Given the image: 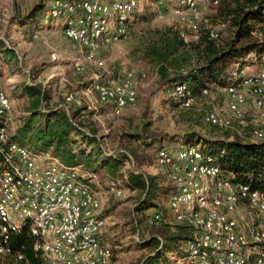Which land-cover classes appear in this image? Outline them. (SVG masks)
Masks as SVG:
<instances>
[{"label": "built area", "instance_id": "built-area-1", "mask_svg": "<svg viewBox=\"0 0 264 264\" xmlns=\"http://www.w3.org/2000/svg\"><path fill=\"white\" fill-rule=\"evenodd\" d=\"M203 1L51 0L42 24L62 23V34L79 46L84 60L101 68L100 54L126 39L135 16L145 11L158 19L174 15L186 44L199 41L203 33L218 40L220 33L202 14ZM212 4L218 7L219 0ZM75 68L84 71L81 62ZM244 73L243 68L235 69V82L224 88L227 116L213 112L206 121L234 130L237 120L238 125L250 130L253 140H260L264 137V70ZM94 83L95 102L110 106L115 116L137 105L133 74L122 81ZM209 90L204 89L201 95H208ZM196 96L187 85L177 86L173 93L185 110L194 106ZM81 104L77 94L70 93L61 107L70 114L72 105ZM11 109L9 95L0 91V152L5 160L0 171V258L12 254L10 234L28 227L36 238L35 250L48 264H112L113 250L102 240L107 220L101 194L94 188L99 185L97 174L86 172L82 166H67L50 154L9 143ZM246 112L252 115L250 122H246ZM156 162L172 182L170 206L177 220L194 228L187 244L192 263L264 264V186L254 189L222 180L221 167L203 152L200 144L161 149ZM126 188L121 181L110 180L107 193L122 197ZM244 206H249L257 217L250 234L240 232L238 219L231 215ZM161 219L162 215L155 213L150 224L158 226Z\"/></svg>", "mask_w": 264, "mask_h": 264}, {"label": "trees", "instance_id": "trees-1", "mask_svg": "<svg viewBox=\"0 0 264 264\" xmlns=\"http://www.w3.org/2000/svg\"><path fill=\"white\" fill-rule=\"evenodd\" d=\"M50 1L40 0L18 24L26 29L39 26L44 20ZM234 3L235 7L228 12L227 38L220 36L218 40H212L203 33L199 41L186 44L176 25L147 29L141 43V58L156 70L161 91L172 90L173 95L177 86L187 85L197 95L204 89H211L212 86L226 88L235 82L232 73L237 68H231L234 62L243 61L238 66L242 69L247 65L245 59L255 54L259 63H263L264 0H234ZM150 16L153 17L154 14L151 13ZM144 17L147 16H143V19ZM257 32L259 37L253 38ZM18 62L16 51L0 39V71L2 66L14 67ZM33 73L35 74L31 75L37 81V68H34ZM20 89L21 95L28 99L26 114L14 131L10 130L8 125L9 143H18L36 153L50 154L67 166L86 167L94 174L102 169L106 180L121 181L130 190L137 191L139 198L132 211L133 228L130 230L133 235H137L141 231L140 227L147 223L152 226L150 224L152 217H148V211L153 209L166 211L161 198L167 185L169 183L172 185L167 175V177L147 175L137 170H128L125 173L133 150L126 147L112 151L106 147L102 140L106 137L101 138L97 130L94 128L88 130L85 124L77 122V114L70 116L64 109L52 106L50 92L41 83L25 82L21 84ZM171 104L175 107L180 106L174 97ZM148 125L141 127L136 134L127 136L144 147L156 148L157 153L176 144L175 136L150 139ZM212 127L228 132L217 126ZM184 131V140L177 144H200L203 152L213 157L216 164L221 167L223 180L231 184H246L254 189L263 188L264 137L253 140L248 134L235 139L226 134L216 139L207 138L199 122L189 124ZM4 149L7 147L4 146ZM4 161V154L0 152V171ZM113 203L103 210L105 217L112 215L120 206ZM162 224L163 217L158 226L162 227ZM165 227L162 235L151 234L145 237L139 233L143 238L139 240L137 246L144 252L140 264L168 263L167 254L178 261L189 258L187 244L192 239L194 228L190 225ZM117 243L115 246H120L121 242ZM35 244L36 238L31 236L28 227L11 233L9 246L12 254L3 257L4 264H48L35 250ZM19 255H22L23 259L19 260Z\"/></svg>", "mask_w": 264, "mask_h": 264}, {"label": "rangeland", "instance_id": "rangeland-1", "mask_svg": "<svg viewBox=\"0 0 264 264\" xmlns=\"http://www.w3.org/2000/svg\"><path fill=\"white\" fill-rule=\"evenodd\" d=\"M39 2L40 0H0V39L16 51L19 60L17 66L4 65L0 71V91H5L12 102L9 114L10 130L14 131L26 114L28 99L21 95V84L37 82L50 92L51 105L59 109H64L61 106L64 105L68 94H77L82 104L80 106L72 105L69 115L77 114V122L85 124L88 130L94 128L101 138L106 137L102 139L103 143L112 151L126 147L134 151L131 161L126 165L125 173L128 170H137L147 175L168 176L166 170L156 162V148L144 147L127 136L136 134L141 127L148 124L147 130L150 139L175 136L177 141L172 145L174 149L183 144L177 143L184 140V129H187L189 124L192 125L196 122H199L204 129L203 133L205 136L207 135V138L216 139L229 134L232 138L237 139V137L241 138L249 134L248 128L238 125L237 120L234 121L235 129H230L228 132H222L217 128L213 129L207 123L206 117L210 113L216 112L227 116L224 88L214 86L209 90L208 95L197 94L194 106L188 111L171 104L173 101L172 90L161 91L159 89V77L156 70L141 58V43L148 28L175 25L176 17L174 15L168 14L164 18L158 19L154 16V18L151 17L152 12L149 11L137 14L127 38L100 54L99 59L103 61V67L99 68L88 64L84 60L79 46L62 34V23L57 22L53 25V30L57 33L46 28L42 23L39 26H32L30 29L23 28L18 24L19 20L28 15ZM212 2L213 0H204L201 3L202 14L222 38H227L229 36L228 12L235 7L234 0H219L218 7L213 6ZM143 16L147 17L143 19ZM258 35L257 32L253 38L259 37ZM245 60H247L245 64L254 66L253 69L244 68L245 75L264 70V61L260 64L257 55L251 54ZM77 62H81L84 71L76 70ZM34 68H37V81L31 75V73L35 74L33 73ZM129 74H133L136 81L138 102L134 108L126 110L121 116H115L110 106L99 105L95 102L96 94L92 87L98 80L104 84L122 81ZM245 118L246 122H250L252 115L246 112ZM262 131L264 133V126ZM83 168L92 174V171L87 170L86 167ZM95 174L99 178L97 186L102 192L103 210H106L109 204H114L113 202L120 204L113 219L108 221V223L120 224L117 225L115 239L121 244L117 248L113 247L115 259L112 264H140L144 254L137 246L139 240L143 238L140 235L145 237L151 234L162 235L163 228L152 227L147 223L140 227V235L139 233L133 235L130 231L133 228L131 225L132 211L139 198L138 192L126 188L122 197H114L107 193L110 180L104 178V171L101 169ZM213 184L216 186L217 181L214 180ZM155 213L154 210L150 212L152 215ZM241 215L246 220H251V218L254 222L257 220L256 213L249 206L243 207ZM167 259L168 263L165 264H190L192 262L190 258L178 261L170 254H167ZM4 262V258H0V264H4Z\"/></svg>", "mask_w": 264, "mask_h": 264}, {"label": "crops", "instance_id": "crops-1", "mask_svg": "<svg viewBox=\"0 0 264 264\" xmlns=\"http://www.w3.org/2000/svg\"><path fill=\"white\" fill-rule=\"evenodd\" d=\"M46 28H49L50 30L54 31L53 30L54 29L53 25H47ZM55 33H57V32H55ZM242 62L243 61H241V60L234 62L232 64L231 68L234 69V67L238 66ZM244 68L253 69L254 66H252L251 64L250 65L247 64V65H245ZM94 188H95L96 191H98L102 195V192L100 191L99 186L95 185ZM173 194H174V189L172 188V185L169 183V185H167V189L165 191V194L161 198V203L165 206V210L166 211L162 212L159 209H153L156 213L161 214L162 217H163V224H162L163 226L161 228H166L165 226H175V225H187L188 226V224L186 222H182V221L177 220L176 215L173 213V211L171 209L170 201H171V198H172ZM107 207H109V205ZM242 209L243 208L239 209L238 211L232 213L231 215L233 217H235L236 219H238V221L240 223L239 231L243 232L245 234H250L251 231L253 230V227L256 225V221L254 222L252 218H251V220H246L241 215ZM150 212H151V210L147 212V215H148L149 218H151L153 216L152 214H150ZM114 213L112 215H109L108 217H106L107 226H106L104 234L102 236L103 242L106 245H108L109 247H111L113 251H114V248H117V246H115V244H118L116 242L117 240L115 239L116 238L115 237V231H116V228H118L117 225H120L119 223L118 224L111 223V222L108 223V221H111L113 219ZM114 252H113V254H114ZM114 259H115V256L113 257V260Z\"/></svg>", "mask_w": 264, "mask_h": 264}]
</instances>
